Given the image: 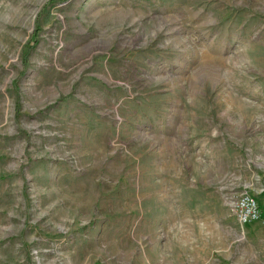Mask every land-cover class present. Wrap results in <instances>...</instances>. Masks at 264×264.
<instances>
[{
  "label": "rangeland",
  "instance_id": "374dc122",
  "mask_svg": "<svg viewBox=\"0 0 264 264\" xmlns=\"http://www.w3.org/2000/svg\"><path fill=\"white\" fill-rule=\"evenodd\" d=\"M0 264H264V0H0Z\"/></svg>",
  "mask_w": 264,
  "mask_h": 264
},
{
  "label": "built area",
  "instance_id": "2783aa9c",
  "mask_svg": "<svg viewBox=\"0 0 264 264\" xmlns=\"http://www.w3.org/2000/svg\"><path fill=\"white\" fill-rule=\"evenodd\" d=\"M239 220L243 224L256 221L262 217V210L254 195L244 192L234 205Z\"/></svg>",
  "mask_w": 264,
  "mask_h": 264
},
{
  "label": "trees",
  "instance_id": "16d2710c",
  "mask_svg": "<svg viewBox=\"0 0 264 264\" xmlns=\"http://www.w3.org/2000/svg\"><path fill=\"white\" fill-rule=\"evenodd\" d=\"M35 36H37V34H36ZM35 42H36V41H35Z\"/></svg>",
  "mask_w": 264,
  "mask_h": 264
}]
</instances>
